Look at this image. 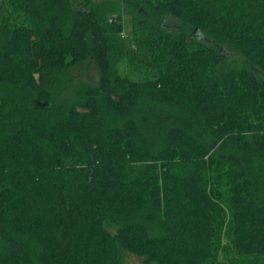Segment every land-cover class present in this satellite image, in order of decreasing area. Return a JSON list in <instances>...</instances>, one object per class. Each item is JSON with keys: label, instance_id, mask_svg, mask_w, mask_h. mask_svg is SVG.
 I'll return each instance as SVG.
<instances>
[{"label": "trees", "instance_id": "1", "mask_svg": "<svg viewBox=\"0 0 264 264\" xmlns=\"http://www.w3.org/2000/svg\"><path fill=\"white\" fill-rule=\"evenodd\" d=\"M123 2L0 0V264H264V0Z\"/></svg>", "mask_w": 264, "mask_h": 264}, {"label": "rangeland", "instance_id": "2", "mask_svg": "<svg viewBox=\"0 0 264 264\" xmlns=\"http://www.w3.org/2000/svg\"><path fill=\"white\" fill-rule=\"evenodd\" d=\"M106 1V0H100ZM108 2H115L118 4V7L121 8L124 4L123 0H107ZM118 1V2H117ZM179 21L169 18L167 21V28L174 30L178 25ZM123 23H124V39L126 45L131 48L132 47V31H133V23L132 17L130 14L123 15ZM120 72L124 76L126 74V70L124 69V65L120 67ZM99 80V73L97 68L90 63H85L82 65H78L72 68L69 71V77L66 83V90L64 93L67 101H72L77 91L86 85L95 86L97 85ZM123 264H144L143 259L137 257L131 253L125 252L122 256Z\"/></svg>", "mask_w": 264, "mask_h": 264}]
</instances>
